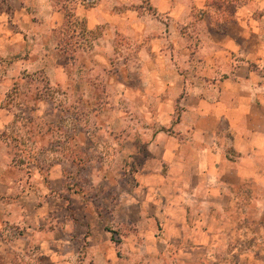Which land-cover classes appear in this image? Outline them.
I'll use <instances>...</instances> for the list:
<instances>
[{
	"label": "clouds",
	"instance_id": "clouds-1",
	"mask_svg": "<svg viewBox=\"0 0 264 264\" xmlns=\"http://www.w3.org/2000/svg\"><path fill=\"white\" fill-rule=\"evenodd\" d=\"M0 264H264V0H0Z\"/></svg>",
	"mask_w": 264,
	"mask_h": 264
},
{
	"label": "crops",
	"instance_id": "crops-1",
	"mask_svg": "<svg viewBox=\"0 0 264 264\" xmlns=\"http://www.w3.org/2000/svg\"><path fill=\"white\" fill-rule=\"evenodd\" d=\"M77 194L79 193V188L76 189Z\"/></svg>",
	"mask_w": 264,
	"mask_h": 264
}]
</instances>
